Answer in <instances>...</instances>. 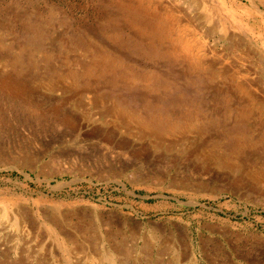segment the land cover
Masks as SVG:
<instances>
[{
  "label": "rangeland",
  "instance_id": "374dc122",
  "mask_svg": "<svg viewBox=\"0 0 264 264\" xmlns=\"http://www.w3.org/2000/svg\"><path fill=\"white\" fill-rule=\"evenodd\" d=\"M263 124L264 0H0V262L264 264Z\"/></svg>",
  "mask_w": 264,
  "mask_h": 264
},
{
  "label": "bare ground",
  "instance_id": "6f19581e",
  "mask_svg": "<svg viewBox=\"0 0 264 264\" xmlns=\"http://www.w3.org/2000/svg\"><path fill=\"white\" fill-rule=\"evenodd\" d=\"M149 6V5H148ZM203 58V57H202ZM204 62V61H203ZM205 63H206V61H205ZM222 67V66H221ZM188 69V68H187ZM248 81V80H247ZM250 82H253V81H250ZM249 82V83H250ZM253 84H255V83H253ZM257 84V83H256ZM248 87H250V86H248ZM252 94H254V93H252ZM234 96V95H233ZM259 97V96H258ZM261 99H263V98H261ZM245 102V101H244ZM241 104H243V103H241ZM111 107V106H110ZM109 109V108H108ZM117 111V110H116ZM248 113V112H247ZM251 117V116H250ZM264 125V124H263ZM49 222L52 224V225H54V228L57 230V232H58V234L60 235V237H61V239H63V242L65 243V242H68V244H70V242H72L73 240H74V242L76 243V241H75V239H74V237H73V235L71 236V234H69L68 233V231L65 229V228H63L58 222H56V220H54V219H50L49 220ZM85 222V221H84ZM36 222H34V221H31L30 222V226H31V228L32 229H34V230H37V228H38V226H37V224H35ZM87 223V222H86ZM82 223V222H78V225H76V228L77 229H79V228H84V226H86V225H88L89 226V224H91V225H93L92 223ZM118 225V224H117ZM119 227V226H118ZM39 229V228H38ZM89 229H90V226H89ZM105 229V228H104ZM117 229V228H116ZM154 229V228H153ZM106 230V229H105ZM121 230V229H120ZM106 232H107V234H108V242H107V245H106V249H107V247L109 248V247H111V248H113V250H116V251H118V250H121V253H122V255H127V252H129V253H131L132 251H131V248L129 249V250H123L121 247H118L119 246V242H121V240L123 239V237H122V232H116V234H113L112 232H110V230H106ZM112 236H114V238L112 237ZM134 236V235H133ZM168 236V235H167ZM172 236V235H171ZM116 239H120L119 240V242H117L116 241ZM173 239V238H172ZM89 240V239H88ZM157 240H158V242H160L159 240V238H157ZM90 241V240H89ZM93 241H96V240H93ZM98 241V240H97ZM96 241V242H97ZM123 241H125V239L123 240ZM96 242L93 244L91 241H90V243L94 246L95 244H96ZM126 242V241H125ZM150 242V241H149ZM166 242V241H165ZM165 242H162L161 244H164ZM169 242H170V240H169ZM169 242L168 243H166V244H164L163 246H164V248L161 250V248L159 249V256H162L163 254H162V252H165L169 247H170V245H169ZM78 243H76V245H77ZM168 244V245H167ZM98 245V244H97ZM96 245V246H97ZM121 245H122V247H123V243L121 242ZM126 245H128V244H126ZM101 247V245H100V242H99V247H97L98 249V251L97 252H100L99 251V248ZM144 248V247H143ZM100 250H101V248H100ZM174 251V250H173ZM147 252V251H146ZM108 254H109V252H107ZM121 253H120V255H121ZM148 253V252H147ZM181 253V252H180ZM2 256L6 259H4L3 260V262H0L1 264H11V261H9L10 259L8 258V256H7V253L6 252H3L2 251ZM118 254H119V252H118ZM9 255V254H8ZM111 255V254H110ZM189 256V255H188ZM3 257H2V259H3ZM9 259V260H8ZM119 259V260H118ZM117 260L119 261V262H121L122 264H126V260L125 259H122V258H118ZM158 259L160 260V257H158ZM157 259V260H158ZM176 262L177 264H186V261H187V255L186 254H183V255H181V256H178V257H174V258H172L171 259V261H169V263H171V262ZM10 262V263H9ZM188 263V262H187ZM155 264H159V261H157V262H155Z\"/></svg>",
  "mask_w": 264,
  "mask_h": 264
}]
</instances>
